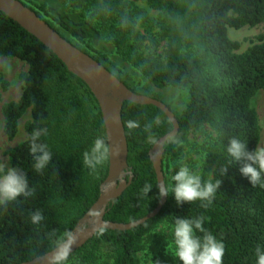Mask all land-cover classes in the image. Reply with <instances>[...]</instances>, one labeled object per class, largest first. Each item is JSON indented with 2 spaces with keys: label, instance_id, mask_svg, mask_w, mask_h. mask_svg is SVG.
Listing matches in <instances>:
<instances>
[{
  "label": "trees",
  "instance_id": "obj_1",
  "mask_svg": "<svg viewBox=\"0 0 264 264\" xmlns=\"http://www.w3.org/2000/svg\"><path fill=\"white\" fill-rule=\"evenodd\" d=\"M18 1L135 94L158 100L149 90L139 93L129 87L109 69L107 57L101 52L92 55L83 47L96 44L104 34L114 52L151 86L184 92V107L179 113L165 104L179 127L178 134L163 147L161 170L165 183H171L170 176L177 166L173 162L180 157L182 143L190 132L208 126L216 133L208 156L214 164L211 176L221 183L212 205L204 208L197 201L178 207L169 195L153 219L124 232L101 229L56 264H97L104 254L109 264H139L144 237L159 224L172 225V215L204 216V227L225 243L223 264H256L255 249L264 246V188L252 186L239 173V165L229 164L225 146L232 136L245 140L249 151L258 146L260 130L251 100L259 91L264 92V38L238 54L239 43L228 38L227 29L264 25V0H145L160 11L161 32L153 43L166 41L162 53L146 55L128 42L127 36L138 33L130 25L133 18L124 10L123 0H57L77 19L44 3L36 7ZM0 58L26 65L20 77V97L1 107L2 131L7 140L16 137L23 116L29 113L30 117L24 125L26 139L9 152L8 161L9 167L26 174L35 193L0 206V264H22L63 242L98 199L108 161L92 173L83 166L82 153L105 132L98 105L86 85L70 74L49 49L2 13ZM0 85L7 87L1 75ZM128 120H138L140 128L129 130ZM121 121L133 178L107 208L104 221L128 224L151 213L159 203L149 152L172 130V124L156 107L130 102L123 103ZM37 128H47V136L41 140L52 151L51 163L41 172L34 171L29 152L31 135ZM147 183L154 186L149 197L142 192ZM36 210L44 215L39 225L31 223ZM157 261L179 264L164 252L157 255L154 264Z\"/></svg>",
  "mask_w": 264,
  "mask_h": 264
},
{
  "label": "water",
  "instance_id": "obj_2",
  "mask_svg": "<svg viewBox=\"0 0 264 264\" xmlns=\"http://www.w3.org/2000/svg\"><path fill=\"white\" fill-rule=\"evenodd\" d=\"M0 13L49 49L66 67L67 71L81 80L94 97L103 122L105 136L112 150L107 174L100 185L99 197L89 211L79 220L72 233L50 252L22 264H56L64 261L84 246L101 229L129 231L156 217L166 202L159 200L157 207L145 217L128 224L104 221L107 208L130 185L133 175L127 164L128 147L121 121L124 102L150 105L159 109L172 124V130L161 137L149 152L157 183L164 181L161 160L164 145L178 134V122L173 112L161 101L135 94L114 75L53 31L33 11L18 0H0ZM67 250V255L57 262L56 258Z\"/></svg>",
  "mask_w": 264,
  "mask_h": 264
},
{
  "label": "clouds",
  "instance_id": "obj_3",
  "mask_svg": "<svg viewBox=\"0 0 264 264\" xmlns=\"http://www.w3.org/2000/svg\"><path fill=\"white\" fill-rule=\"evenodd\" d=\"M126 127L129 130L140 128L138 120H128ZM47 128H37L32 132L29 152L33 158V169L41 172L52 161V151L41 138L47 136ZM225 151L229 164L239 165V173L252 186L264 188V146H257L248 150V144L239 136L228 139ZM108 138L104 134L97 135L90 147L82 153V163L90 172L96 173L107 163L112 155ZM227 168L223 169L226 172ZM171 183L158 182L157 198L163 199L171 195L176 206L200 202L204 208L213 204L221 181L213 179L211 175L205 177L202 173L180 162L174 166L170 176ZM153 184L147 183L142 192L149 197ZM35 189L30 187L28 178L16 167L0 168V206L16 202L19 198L31 197ZM174 216L171 225V243L167 244L171 256L179 264H223L225 243L218 239L211 231L204 227V216ZM44 219L43 212L36 210L31 215V223L39 225ZM168 254V253H166ZM67 255V250L56 258L57 262ZM256 264H264V246L257 245L255 249ZM156 264H160L159 261Z\"/></svg>",
  "mask_w": 264,
  "mask_h": 264
},
{
  "label": "rangeland",
  "instance_id": "obj_4",
  "mask_svg": "<svg viewBox=\"0 0 264 264\" xmlns=\"http://www.w3.org/2000/svg\"><path fill=\"white\" fill-rule=\"evenodd\" d=\"M33 6H39L42 3L53 7L58 12L67 13L71 18L77 19L76 15L66 9L57 0H24ZM127 14L130 12L133 22L130 25L138 33L137 35L127 36L128 42L143 54L162 53L166 41L153 43L161 32L160 11L152 8L145 0H123ZM123 14V13H122ZM228 38L239 43V49L236 53H244L249 47L259 44L260 39L264 38V25L260 24L254 27H242L241 29H227ZM91 47V48H90ZM83 47L92 54L94 51L101 52L107 57L106 65L114 74L126 81L127 85L139 93H145L148 90L155 97L166 105L171 107L175 113L183 109L184 92L171 88L157 89L151 86L138 71L130 68L113 50L104 34L101 35L96 44L90 43ZM193 51L195 49H192ZM93 55V54H92ZM26 72V65L17 60H6L0 58V75L7 82L6 89L0 85V168L9 167L8 154L18 144L26 139L24 125L29 121V113H26L19 121V130L13 140H7L3 134V119L1 116V107L8 102L17 101L22 92V82L20 77ZM182 96V97H181ZM182 99V100H181ZM251 107L256 113L257 122L260 130V139L258 146H264V92L259 91L251 100ZM216 133L210 127L206 126L201 130L190 132L182 143V152L177 161L187 164L203 175H212L214 164L208 156L210 144L215 140ZM171 225L159 224L149 235L144 237L141 242V250L138 253L139 264H154L155 258L160 252L171 254L170 249L166 248L171 243ZM110 259L104 254L97 264H109Z\"/></svg>",
  "mask_w": 264,
  "mask_h": 264
}]
</instances>
